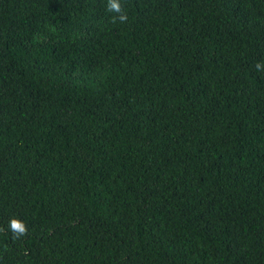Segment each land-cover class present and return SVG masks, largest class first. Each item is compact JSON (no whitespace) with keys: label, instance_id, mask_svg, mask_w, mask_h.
I'll use <instances>...</instances> for the list:
<instances>
[{"label":"trees","instance_id":"obj_1","mask_svg":"<svg viewBox=\"0 0 264 264\" xmlns=\"http://www.w3.org/2000/svg\"><path fill=\"white\" fill-rule=\"evenodd\" d=\"M123 5L0 0V264H264V0Z\"/></svg>","mask_w":264,"mask_h":264},{"label":"clouds","instance_id":"obj_2","mask_svg":"<svg viewBox=\"0 0 264 264\" xmlns=\"http://www.w3.org/2000/svg\"><path fill=\"white\" fill-rule=\"evenodd\" d=\"M106 11L109 13H115L113 16V22L119 20L121 23L127 21V13L124 10L123 0H107ZM261 64H257V70H260ZM10 231L13 233L15 239H19L28 234V227L24 221L19 218H12L8 225Z\"/></svg>","mask_w":264,"mask_h":264}]
</instances>
